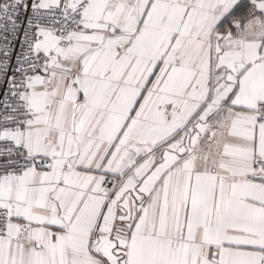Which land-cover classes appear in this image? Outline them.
<instances>
[{
	"label": "snow or ice",
	"instance_id": "6c2138e0",
	"mask_svg": "<svg viewBox=\"0 0 264 264\" xmlns=\"http://www.w3.org/2000/svg\"><path fill=\"white\" fill-rule=\"evenodd\" d=\"M0 264H264V0H0Z\"/></svg>",
	"mask_w": 264,
	"mask_h": 264
}]
</instances>
